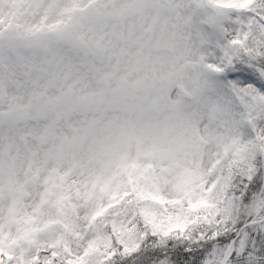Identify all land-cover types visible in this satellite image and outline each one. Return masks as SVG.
Segmentation results:
<instances>
[{
  "label": "snow or ice",
  "instance_id": "6c2138e0",
  "mask_svg": "<svg viewBox=\"0 0 264 264\" xmlns=\"http://www.w3.org/2000/svg\"><path fill=\"white\" fill-rule=\"evenodd\" d=\"M0 264H264V0H0Z\"/></svg>",
  "mask_w": 264,
  "mask_h": 264
}]
</instances>
